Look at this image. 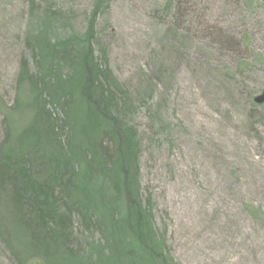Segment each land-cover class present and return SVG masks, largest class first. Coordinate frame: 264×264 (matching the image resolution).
Returning <instances> with one entry per match:
<instances>
[{
	"label": "rangeland",
	"instance_id": "obj_1",
	"mask_svg": "<svg viewBox=\"0 0 264 264\" xmlns=\"http://www.w3.org/2000/svg\"><path fill=\"white\" fill-rule=\"evenodd\" d=\"M46 18L57 39L95 26L96 56L130 102L144 201L175 264H264V103L253 101L264 91V0H0V144L31 119L21 63L37 70L28 38ZM100 240L73 219L70 249L93 258ZM17 256L0 235V264H46Z\"/></svg>",
	"mask_w": 264,
	"mask_h": 264
},
{
	"label": "trees",
	"instance_id": "obj_2",
	"mask_svg": "<svg viewBox=\"0 0 264 264\" xmlns=\"http://www.w3.org/2000/svg\"><path fill=\"white\" fill-rule=\"evenodd\" d=\"M94 27L57 39L46 18L28 38L38 68L32 73L24 59L19 83L32 94L25 104L32 116L0 144V203L10 200L0 207V235L19 260L175 264L141 192L129 99L96 56ZM75 217L100 233L93 258L69 247ZM15 237L24 239L23 255Z\"/></svg>",
	"mask_w": 264,
	"mask_h": 264
},
{
	"label": "water",
	"instance_id": "obj_3",
	"mask_svg": "<svg viewBox=\"0 0 264 264\" xmlns=\"http://www.w3.org/2000/svg\"><path fill=\"white\" fill-rule=\"evenodd\" d=\"M253 101L257 104H263L264 103V91L260 95L255 96Z\"/></svg>",
	"mask_w": 264,
	"mask_h": 264
}]
</instances>
